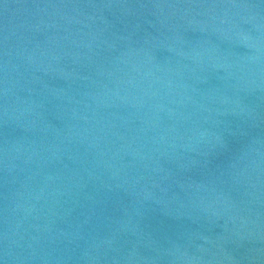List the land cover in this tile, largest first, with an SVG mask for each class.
<instances>
[{"label": "water", "instance_id": "95a60500", "mask_svg": "<svg viewBox=\"0 0 264 264\" xmlns=\"http://www.w3.org/2000/svg\"><path fill=\"white\" fill-rule=\"evenodd\" d=\"M0 264H264V0H0Z\"/></svg>", "mask_w": 264, "mask_h": 264}]
</instances>
